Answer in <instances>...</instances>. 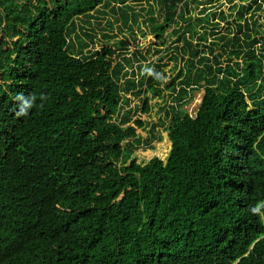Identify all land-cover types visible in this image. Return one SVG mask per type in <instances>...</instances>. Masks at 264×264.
<instances>
[{
    "label": "trees",
    "instance_id": "16d2710c",
    "mask_svg": "<svg viewBox=\"0 0 264 264\" xmlns=\"http://www.w3.org/2000/svg\"><path fill=\"white\" fill-rule=\"evenodd\" d=\"M145 1L142 27L156 43L171 29L174 54L136 81L141 52L103 35L81 58L74 24L111 7L126 26L129 0H0V264H264L263 4ZM18 93L37 98L24 117ZM148 93L170 96L150 125L168 141L136 164L152 140L121 111Z\"/></svg>",
    "mask_w": 264,
    "mask_h": 264
},
{
    "label": "rangeland",
    "instance_id": "374dc122",
    "mask_svg": "<svg viewBox=\"0 0 264 264\" xmlns=\"http://www.w3.org/2000/svg\"><path fill=\"white\" fill-rule=\"evenodd\" d=\"M254 0H248L244 4L251 5V3ZM257 4L262 3V9L261 11L254 13L255 19L258 21L257 27L261 29H257L260 33V36L264 38V0H256ZM216 2H213V5ZM217 9L219 7L220 10H223L225 13L228 10V6L224 3V0L217 1ZM236 4H241L240 0H236ZM129 7L132 8V11H127L129 15V22L126 26L123 25L122 18L120 16L119 12L111 13L110 8L102 7L98 9V12L104 13V15H101L100 13L95 12L93 14V19H90L89 24H85V19H76L74 21V24L77 25L76 29V35L79 37L80 41H83L84 43L88 44V48L83 50V53L81 55V58H88L91 57L95 52H99L102 47L106 46L107 39L103 38V35H110L111 37H115L114 40H123L127 47V54L130 56V54H133L134 52H141L144 57H146L145 61H142L139 57L137 58L139 62L133 61L132 63V69H129L128 72H133L135 76V80L138 81L141 78V75L145 69V67L149 66L147 69L148 76L152 69L155 68L156 64H160L162 66V69L169 73V70L172 66L171 57L173 56L174 52L172 51V43L174 42V39H168V35L171 32L170 30H167L164 35V40L157 42L155 39L152 38V36L147 35L143 25L142 20L146 17V13L148 10V5L145 0H129L127 3ZM151 5L156 8L157 4L154 1H151ZM123 9L125 7H122ZM253 8V7H252ZM125 10V9H124ZM253 11V9H252ZM194 14H197L198 11H194ZM253 13V12H252ZM138 16L136 23H134L132 16ZM142 16V17H141ZM118 20L116 23L115 20ZM110 21L112 26H109L107 22ZM223 27V24L220 26ZM88 34L93 36V40H90L84 36V34ZM72 41L75 46L76 52L79 50V44L75 40L73 36ZM214 41L212 38H209L207 40V45L211 44V42ZM156 43V44H155ZM222 48V45L219 44L217 49L220 51ZM258 48V47H257ZM158 51V52H156ZM79 56V55H77ZM161 60V61H160ZM160 61V62H159ZM141 65V68L139 69L138 66ZM179 65L181 66L182 63ZM127 68V67H126ZM128 69V68H127ZM126 69V70H127ZM144 97L150 98L149 101V111L147 114L143 115L141 112L143 111V99ZM203 97V92L196 93L195 96L183 107V110L189 115L191 118H194L197 114L198 107L200 105L201 99ZM171 99L170 96L166 93H163L161 97H155L151 98V95L145 94L141 95L139 98L133 100L130 99V102L128 103L127 107H124L123 111L130 110V117L131 121L127 125L129 126L134 121L138 119L140 116L141 121L144 123V128L141 130H138V135L141 138H147L148 140H152L151 144L144 146L145 143L142 145H139L137 150L133 152L132 159L135 160L136 164L138 162H141V159L145 158L146 155L149 153H152V157L150 160L154 157H157L156 154H154V151L156 152L158 149H160V144L168 141L167 134L164 132V129L162 127H159L155 130V138L152 139V136L150 134V125L157 123L161 117L164 114V109L168 108L171 105ZM138 107V108H137ZM160 140V142H158ZM150 147H155V150L149 151ZM158 158V157H157Z\"/></svg>",
    "mask_w": 264,
    "mask_h": 264
},
{
    "label": "clouds",
    "instance_id": "9594fccd",
    "mask_svg": "<svg viewBox=\"0 0 264 264\" xmlns=\"http://www.w3.org/2000/svg\"><path fill=\"white\" fill-rule=\"evenodd\" d=\"M36 99V96L32 94H29L28 96H25L23 93L16 94L15 100L18 101L16 111L17 117L27 116L29 111L33 108ZM41 99H43V97H41ZM262 207H264V204L257 205L252 209L253 213H259Z\"/></svg>",
    "mask_w": 264,
    "mask_h": 264
}]
</instances>
